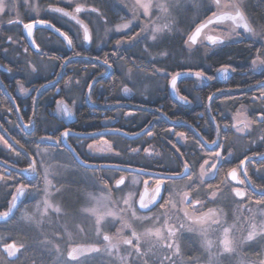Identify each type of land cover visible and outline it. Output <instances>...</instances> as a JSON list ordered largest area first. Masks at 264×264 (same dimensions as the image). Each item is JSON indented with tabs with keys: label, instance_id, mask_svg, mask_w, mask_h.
<instances>
[{
	"label": "flooded vegetation",
	"instance_id": "flooded-vegetation-1",
	"mask_svg": "<svg viewBox=\"0 0 264 264\" xmlns=\"http://www.w3.org/2000/svg\"><path fill=\"white\" fill-rule=\"evenodd\" d=\"M5 3L11 5V7H15L19 11L18 14L15 13V16H11L9 18L5 17L8 19L3 18L4 20L0 21V135H2L6 140L7 138L3 134L2 129H4L9 134L6 128L9 126L8 122H12L15 120V118H17L20 123L12 124L15 129H18L26 134H32L34 131H36V127L39 126V122L42 126V136L53 137V139H48L51 142L49 145L36 146L32 153L25 147L23 148L25 151H23L11 143H9L7 146L0 145V177H3V179H0V189L2 188L3 183L7 181L8 177L9 179L13 178V173H17L15 170L9 167L16 169L27 168L29 162L31 161L30 156L36 162H39L36 175L27 177L24 174L18 173L23 175L25 179H20L16 187L9 192L0 190V213H4L8 211L13 197L16 194L17 187L22 184L28 186V191L24 195L18 208L14 211L13 215L8 220L0 221V235L4 233H8L10 235L8 239L0 242V264H20L22 260V264H56L58 261L56 252H54L53 249V242H47V244L40 243L38 245L36 244V241L33 240V237H31V240L22 239L24 236L23 233L26 235V237H28L30 231L23 230V227L21 228L20 225H15L9 229V227L12 225V220L16 219L20 210L30 204V199L28 198L29 193L34 188L36 191H41L46 184L43 177V162L54 165L53 180L54 182L56 180V186L58 190H56V192L53 194V200L56 203L58 202L65 212H69L67 208L79 209L84 204L83 202L87 187L83 178V172L91 173L93 177L98 182H100V184L104 185L113 199H118L120 192L128 187V184H130V178L134 177L139 178V184L137 186V198L143 188H147L152 193L157 182L161 180H163L169 188V191L164 192L165 200L160 202V204H164L166 208H161L158 204L153 209H151V211L143 212L138 210L136 204L135 206L138 212L142 215L150 216L163 211L167 219L173 218V221H176V225H168L178 229L176 237H168L167 227L164 225L163 229L161 230L162 235L165 237L164 239L158 240L155 236H145L143 240L140 239L139 241H136V239L132 237L133 230H122L120 227L117 228V226H112L109 231H107V233H102L99 236L91 233L90 236L83 237L78 242H73L70 244L67 248L68 250L65 252L67 261L71 260L68 258V252L74 245L85 244L101 249L98 252L86 253L78 257L76 260L71 261V264H123L125 261L127 264H132L133 260L136 261V264H144V261H147L148 264H160V261L163 260L164 257L173 255V252L169 251L165 247L166 244L172 243L173 241L179 244L180 247L179 255L174 256V264H192L210 261L208 255L209 251L208 249L205 251L204 243L197 234V230L195 231L192 228H188V226L184 223L189 221L182 214V204L177 200L174 201L173 199L171 205L165 204V201L168 200L171 194L177 193L174 192V190L178 191L177 194H182L185 191L192 192L194 199H199L204 202V207L198 210H193L190 206L185 205L187 209L189 208L188 210H190L195 216L209 211L211 205H219L221 208L220 210L225 212V215L226 212H229V209H232L235 212L238 211L237 207H239V212L243 216L241 223L243 224L244 229L248 227L250 221L253 222L255 215L250 220L252 208H255L256 206L264 207V205L257 203V201L264 200V197L257 195L248 186V183L244 179V176L240 170L241 163H239V165L234 168L239 171V177L242 180H245L246 183L243 185L235 184L234 187H239L248 194L243 200L240 198H233L231 193L228 192H218L217 194H219L220 199L210 198L211 192L215 191V189H211L210 191L208 190L206 192H197L198 183L200 182L202 185L206 182H209L212 180L209 179L210 172L216 171V169H210L209 171L204 169L206 174L203 178V181L201 182V165H205V161H208L206 164L207 167L209 166L211 168L213 163H216L218 166L221 161L218 158L215 160L214 154L216 151H221V149H211L210 147L212 146V142L215 141L216 138L211 140L204 138V136L198 130H196L195 126L193 125L192 128L195 130L196 135L200 140V144L192 143V145L188 146L189 149L192 148L191 153L193 158L197 160L199 157V154L197 153L198 149L203 148L208 152L206 153L207 155L203 156L200 165L197 166L196 169L191 165L192 163H187L190 167L189 176L191 177V180L196 181V183L193 185V188L191 189L186 187V185L190 182L189 176H185L183 179L164 180L163 177L157 175H141L138 174L140 172H130L111 167H100L101 165L130 166L157 174H162L165 172H167V174H172V172L182 173L184 171V164L181 162L182 159H180L177 154H174L175 148L179 150L178 152L183 153L182 148H172L164 146L162 143L156 144L157 141L156 143H151L150 139L153 137V133H151L152 131L150 130V124L146 125L140 130H132L129 128L128 121L137 115V109H134L132 107L133 105L151 107L148 104H144L147 103V98L148 96L150 97V92L146 96L145 92L140 88L142 85V78H154V80L156 79L158 81L161 80L162 83H164V86L156 89V91H152V94H154L153 96L158 95L157 92L163 90L164 88L167 90L168 95H170L173 100L169 102L167 97H154L153 100L159 101L157 104L162 107H152L160 112H153L155 117H164L168 120V116L163 112L162 109H164L163 107L165 106L166 108H170V106L174 104L173 102H178L179 104L186 105L189 106V108L194 109L193 106H195V103L200 101L199 97H189V99L185 93L180 91V80L177 82V89L180 95L185 98L186 102L182 103L177 101L170 93V80L180 70L172 69L170 71L167 70V66L175 65L178 63V61L181 62V55L179 53L176 52L173 59H168V57L164 60L151 59L146 55V47L143 45L144 37L142 36L143 38H137V33H139L137 32L139 30L138 26H135L136 28L132 27L130 31L125 32L124 35L126 38L119 39L117 37L120 34H113L112 27L118 23L120 16L126 13V5L120 4L119 0H38L40 7L43 9V13L40 17L36 18L30 16L27 11H24V3L21 1L9 0ZM77 6H80L82 9H86L87 11H81L77 14L75 12V8ZM55 8L68 10L70 15L66 16L61 12H55L53 11ZM92 9H96V11L93 12L91 11ZM214 11L215 10L213 7L212 11L206 15L205 18L209 17ZM73 16H75L76 19H73ZM246 16L249 18L248 14H246ZM36 19L45 20L63 30L72 40V47H68V45L53 31L45 27H39L35 29L34 37L36 43L40 47V50L38 51L32 48L24 34L23 25ZM9 21H11V23ZM77 21H80L81 23H77ZM249 21L253 24L251 19H249ZM82 23H84L90 31L91 39L88 43L84 39V28L82 27ZM199 23L200 21L197 24ZM191 31L188 34H190ZM52 34L60 38L64 44V47L66 48L62 49L63 52L56 53L58 54L57 57L61 60L60 62H57L56 59L48 55L47 51L42 50L41 44L37 41V36H39L42 38L44 43L53 44L51 41L56 38H52ZM132 37H135V39H130ZM260 37L263 39L252 37L250 34H246L240 29V36L238 38L230 39L222 43L220 46L226 45L233 41L253 40L260 43L261 47V41L264 40V35H261ZM204 38V34H202L197 45L188 47V45L185 44L187 36L185 39H182V36L177 35L173 41V48L176 46L182 47V44H185L187 48L196 52L204 45L213 47L210 46V44L204 42ZM117 40L124 41V43L117 46ZM125 43L127 44L125 45ZM90 51H93L94 55L86 53ZM43 53L45 55H43ZM77 53L78 55H76ZM88 57H90V59H86ZM105 59L108 61L107 65L104 64ZM66 60L68 61L64 67V71L60 79L56 83L44 87L38 94L39 89L42 86L56 80L59 77L63 68V64ZM78 61H84V63L72 64L73 62ZM85 61L95 62L98 64V66L89 65ZM45 63H47V65H44ZM252 69L264 74V70H261L259 67H252ZM108 72L109 74L106 77L99 79L92 85V89H89V85L95 78ZM164 75H166L167 78ZM85 85H87L86 88ZM200 85H202V82L196 81L193 88L197 89ZM248 87L249 86L240 87L238 88V91L247 92V90L241 89ZM125 88L129 89V91L125 92ZM107 89L109 90L107 91ZM225 89L236 90L237 88L230 87ZM88 90L90 102L87 100ZM103 90L105 91L103 92ZM231 92L236 91H230V93ZM262 94H264V89L259 91L255 90L252 92V95L248 96V100H250L252 104H256L262 100L264 101V95ZM35 102L36 111L34 114ZM165 102L168 103L164 104ZM78 105H82V107L86 105L91 109L99 110V114L97 112L90 114L94 115L96 119L97 117H101L102 112L107 110L103 109V107L112 105L116 107L112 108L114 115L113 117H108L104 120L100 119V124L105 125L106 127L88 131H77L70 126L79 114L77 113ZM241 106H246L248 110L247 114L250 121L249 125L247 121L234 120V114ZM65 109H68L71 114L69 115ZM257 110L259 109L257 108ZM23 114L29 115V121H25L23 119ZM208 114L210 116L209 112ZM228 115L231 120L232 129L243 138L254 132V129L258 124L257 117H259L261 113H256V115H253V112L248 105L241 104L235 111H228ZM33 116V129L28 132L26 128L23 127L21 121L23 120L25 124H30ZM79 116H81V114H79ZM197 116H203V114H194V117ZM254 116L256 121L254 120ZM84 117L87 116L83 115V118ZM120 118L126 122V124H123L121 128L107 127V125H112L114 123L117 124L116 122H118ZM211 120L214 123L212 118ZM245 124L248 126L245 127ZM238 127H242L244 130L241 132L237 131ZM65 129L69 131V135L65 137L67 144L64 143L62 137L59 146H55V138L60 137L61 133H63ZM146 129L147 131H144ZM103 130H116L118 132L110 134L107 133L109 135L105 134L90 138L81 136L82 134L94 133ZM149 133H151V135H149ZM177 133H182L183 135L178 136ZM177 133L176 139L183 146V144H186L188 141L187 134L184 131H179ZM121 135H123L122 142L118 141L119 138L110 139L111 137H119ZM76 137H78V139L73 140ZM201 137L205 142H203ZM102 139L108 140L111 143L110 152L103 153L99 149L96 151L89 150V144ZM125 140H127L126 143H124ZM219 143L224 148V142L219 139ZM9 145L11 147H8ZM253 145L255 149H258L259 145L257 142H254ZM168 148L170 149L171 155L168 153L165 154L166 149ZM72 150H74V152ZM258 150L259 152L248 154L246 156H260V153H264V150ZM186 151H184L185 154L187 153ZM77 153L83 161L93 165H98V167H86L85 165L81 164L77 159ZM22 154L27 156L28 163L18 161ZM221 154L223 156V151ZM225 157L226 159L230 158V156ZM242 160H244V158ZM263 161L264 160L262 159L249 160L245 163V170L247 171L248 179H250L248 175L249 168H252V166L255 164L262 163ZM254 167H258V165H255ZM37 175L38 177L36 181L39 180L41 183H43V187L41 189H38L37 185H35L33 182H28L31 178L36 177ZM121 178L124 179V183L117 187V181ZM53 187H55V185ZM80 203L81 206L79 205L78 207V204ZM180 224L185 225L183 230H179L178 226ZM214 225L210 228L214 229L217 226ZM211 229H209L208 232H212ZM135 232L137 233V231ZM103 235H108L111 238V243L116 245V248L113 249L111 253L106 250L108 242L103 240ZM12 236L14 239L11 238ZM122 239H132L133 244L139 246L140 251L145 253V255L137 256L131 246L120 243ZM10 242H14L17 247L24 245V249L18 253V258L14 260L9 259L3 250V246ZM238 249V256H232V258H230L229 255L220 256L219 261L221 264H244V262L248 263L251 261H253L255 264H260L261 261H264V240L257 239L255 241H244L238 246ZM122 257L123 259H121ZM163 264H169V262L164 260Z\"/></svg>",
	"mask_w": 264,
	"mask_h": 264
},
{
	"label": "rangeland",
	"instance_id": "rangeland-1",
	"mask_svg": "<svg viewBox=\"0 0 264 264\" xmlns=\"http://www.w3.org/2000/svg\"><path fill=\"white\" fill-rule=\"evenodd\" d=\"M9 0H4L5 2H8ZM13 1V0H10ZM16 1V0H15ZM24 3V11H27L30 16L33 17H40L43 13V9L40 7L38 0H17ZM73 1V0H68ZM80 1V0H75ZM257 0H244V11L246 14H249L252 12L253 5L256 3ZM120 4L126 5L127 10L126 13L118 19V23L115 24L112 27L113 34H124L125 32H128L132 29V27L136 28L135 26L139 27V30L137 32L140 33L137 38H143V45L146 47V55L149 56L151 59H173L174 52H170L171 49L174 46V39L177 35H185L183 36V39L188 35L186 32L188 28L191 25H196L199 21L203 22L206 18L203 16L206 8L208 7H214V10L216 11L215 6L210 2V0H179L178 4H176L175 7L170 6L168 10V14H164L161 12V10L158 7H155V5L159 3H170V0H144V2L151 3L153 7L150 9L149 17H146L143 14V11L140 10L139 12L135 13L134 18V12H133V4L135 3V0H119ZM223 2H227V0H223ZM6 4V3H5ZM27 4V5H25ZM6 8L4 12H0V21H3L4 19H8L11 16H15V13L18 14V11L15 7H11V5L6 4ZM30 6V7H29ZM129 8V9H128ZM213 9V8H212ZM252 14V13H251ZM249 16V15H248ZM8 17V18H5ZM4 18V19H3ZM143 19V20H141ZM249 19L250 16H249ZM252 20V19H251ZM129 24V28L123 29L122 31H116L117 25L121 24ZM251 23V22H250ZM164 24H170L171 29L165 30L163 33L159 34L157 36V39L154 41L152 39V28L155 26H162ZM144 25H148L147 31L142 32V28ZM254 29L259 30L261 27L256 24H252ZM212 31L208 32L206 34H225L230 31V25L228 23L226 24H219L211 26ZM238 32H240V29H237ZM204 34V37L205 35ZM143 36V37H142ZM239 36H232L230 39H236ZM257 38L263 39L260 36H256ZM136 38V39H137ZM53 45L59 46V42L57 40L51 41ZM201 42V41H200ZM127 43H125L126 45ZM149 47V48H148ZM188 47H190L188 45ZM44 65H47L45 63ZM152 77V75H151ZM140 88L145 92L146 96L150 92V97L148 96L147 102H151L153 98L151 97L153 92L156 91V89L163 87L164 83L162 81L154 80V78H142ZM248 110L246 106H241L239 110L234 114V120L235 121H247L248 125L250 124L249 118H248ZM237 127V126H236ZM242 128L238 127L237 129ZM241 132V131H240ZM0 137H3L0 135ZM5 141L7 144H5ZM10 142L3 137L2 140H0V145L7 146ZM94 146L92 149H89L90 151H96L97 149L101 150L103 153L110 152L111 150V143L108 140L102 139L100 141L92 143ZM216 160V157H214ZM47 160V159H46ZM45 160V161H46ZM69 167V166H68ZM43 169V177L45 170L48 171V177L47 179L51 181V184H45L43 189L41 191H36L34 188L28 195V198L30 199V204H28L27 207H24L20 210L18 213L15 222L9 227L11 229L12 227L19 226L23 230L30 231L27 240H31V237H33V240L36 241V244L45 243L47 242L54 243V252H56L58 261L56 264H65L67 261L65 252L68 250V246L72 244L73 242H78L83 237H88L90 234H96V218L98 215L103 216L107 212L115 213L114 216H106L105 220L101 224V233H107L109 229L112 226L120 227L122 230H133L137 231V234L141 236V239L143 240L145 236L142 234L145 233L148 230H152L153 232L159 228L163 229L165 225V220L168 221V224L176 225V221H173V218L167 219L165 213L160 212L156 214H152L150 216L142 215L138 212L135 206V202L137 199V186L139 182L138 177L130 178V184H128V187L123 189L118 199H113L109 191L104 187L103 184H100L91 173L83 172V178L85 180V185L87 187L85 191V199L84 204L75 212V213H69L65 212L62 207L59 205V203L55 202L53 200V194L58 190L56 186V180L54 182L53 175H54V165L53 164H47L46 162H43L42 164ZM204 169L210 170L211 168L206 165H204ZM55 185V187H53ZM235 185V184H234ZM234 187V186H233ZM47 190V194L46 191ZM177 192L178 191H175ZM216 193L220 192L218 190H215ZM176 194L173 197L174 201H179V194ZM131 197V206L126 205L124 203L125 199H128ZM212 198V196L210 197ZM219 198V194H217L216 198ZM220 199V198H219ZM47 201L48 204L51 205V207L45 212V204L44 202ZM180 202V201H179ZM182 207L181 209L183 211L189 212L191 215H194L191 213L190 210L187 209L185 204L181 203ZM59 209V212L55 211V209ZM166 208V207H165ZM95 209V213H93V210ZM221 208L218 206H212L210 207V210H214L217 213V217L220 222V226L214 225V224H206L203 227L206 229L205 233L201 232V226L200 225H193L191 221L184 222L185 225L188 226V228H192L195 231L197 230V234L200 236L201 240L204 243L205 251L208 249V255L210 261L205 262H198V263H192V264H221L219 261L220 256L223 255H229L230 258L232 256H238L239 249L238 246L241 245L244 241V238L247 236L250 224L248 227L244 229L243 224L241 223L242 214L239 212V207H237L238 211H233L232 209H229V212H222L220 210ZM206 211L205 213H207ZM135 213V215H133ZM32 216V220L25 219V216ZM203 214H199L198 216H201ZM251 217L250 220L255 215V219H253L252 223L260 224L264 222V207L262 206H256L255 208H252V213H250ZM195 216V215H194ZM140 217H156L159 219H153V220H142L138 219ZM258 220H257V219ZM187 219V218H186ZM257 220V221H256ZM255 221V222H254ZM125 224L130 225V227H124ZM216 226L214 229L210 228L212 226ZM135 226V227H134ZM19 227V228H20ZM138 227V228H137ZM223 228H230V234H229V240L231 241V252H225L223 250V246L220 243L224 239L223 235ZM211 229L212 232H208V230ZM244 232V235H243ZM123 234V233H122ZM8 233H4L0 235V242L5 241V239L9 238ZM205 240L211 241V247H207L205 245ZM1 260V259H0ZM239 261V260H237ZM1 262V261H0ZM23 263V260L20 264ZM5 264V263H2ZM19 264V263H18ZM123 264H127V262H123ZM181 264V263H180ZM183 264V263H182ZM191 264V263H186ZM241 264V263H240ZM244 264H255L253 261L245 263ZM257 264V263H256Z\"/></svg>",
	"mask_w": 264,
	"mask_h": 264
},
{
	"label": "trees",
	"instance_id": "trees-1",
	"mask_svg": "<svg viewBox=\"0 0 264 264\" xmlns=\"http://www.w3.org/2000/svg\"><path fill=\"white\" fill-rule=\"evenodd\" d=\"M213 8V7H212ZM211 7H207L206 11L204 13V17L208 15L212 11ZM252 13V14H251ZM248 15L254 21L256 25H259L260 27H264V0H257L256 3L253 5L252 12ZM195 25H191L188 30L186 31L189 33ZM182 35V39H183ZM52 38H56L59 42V46H55L53 44L44 43L42 38L37 36V41L41 44L42 50L47 51L48 55L53 57L57 60V62H60L61 60L57 57L58 54L63 52L62 49L65 48L64 44L58 38L56 35L52 34ZM119 39L126 38L124 34L118 35ZM260 48V43L253 41V40H243V41H233L226 45H222L220 47H209L208 45H204L201 47L198 51L194 52V50H191L185 46V44H182V47H174L171 49L170 52H174V54L177 52L181 55L180 59L181 62L178 61L175 62L177 64L175 65H169L167 66V70H176L179 69L180 71L183 70H189V71H203L205 73L206 79H199V78H192V77H186L180 80L179 82V88L180 91L186 94V96L189 98L199 97L200 101L195 103V106H193L194 109L189 108V106L179 104L178 102H173L172 106L170 108L163 107V112L168 116V120L159 117H155L154 113L151 111L143 110V109H137V115H135L134 118L129 120V128L132 130H140L143 129L146 125H151L150 130L153 133V137L150 139L151 143L157 141L156 144H163L164 146L168 147H179L182 148V152H178L177 148H175L174 154H177L182 162V164L186 163H192L191 165L197 168V166L200 165V162L203 158V156L207 155L208 152L206 149H198L197 153L199 154V157L197 160H195L192 156L191 149H189L188 146L192 145V143L200 144V140L198 136L196 135L195 130H193L192 125L195 126V129L198 130L204 138L211 140L216 138V128L214 126L213 121L211 120L208 112H207V100L210 97L211 94L218 90H223L225 88H240V87H251L257 84L258 81L264 80V74L257 72L252 69V59L255 58L256 50ZM66 49V48H65ZM180 51V52H179ZM90 55H94L93 51L86 52ZM43 55H45L43 53ZM89 65L92 66H98L97 63L91 62V61H85ZM74 63H84V61H78L73 62ZM222 65H231V74L227 77L225 80H220L217 78L216 72L218 68H220ZM162 66V65H160ZM234 69V70H233ZM168 75V74H166ZM164 75L166 78L167 76ZM207 77H211V79H208ZM202 82V85L198 86L197 89H194L193 86L195 82ZM87 85H85V88ZM248 87V88H249ZM245 89V88H244ZM262 88H256L247 90V92H240L238 90H235L236 92H223L218 95H216L210 104L211 111L215 117V121L217 122V125L219 127V139L224 142V149L226 151H223V156H227V152H231L233 155L230 156L229 159H225L229 162L226 163H220L218 165V173L215 176V178H212L209 182H206L205 184L198 183V191L197 192H206L210 191L209 185H211V189L219 190L220 192H228L231 193V187L235 186L231 182V187L227 186V182L225 181L226 174L234 167H237L241 160L248 154L259 152L258 149L264 150V140H262V137H264V123H261L259 120L257 121V125L254 129V132L246 137H241L238 135L231 127V120L228 115V111H235L241 104L248 105L253 112V115H256V113H261L264 111V101H259L256 104H252L250 100H248V96L252 95V92L255 90H263ZM106 90V89H105ZM103 90V92L105 91ZM109 89H107L108 91ZM227 90V89H226ZM229 90V89H228ZM106 91V92H107ZM238 91V92H237ZM111 93V92H110ZM158 95L151 96L153 99L157 96L160 97H167V100L170 102L172 100L171 96L168 95L167 90L163 88V90L157 92ZM243 96V97H242ZM103 97V94H102ZM242 97V98H240ZM189 98V99H190ZM110 100V99H108ZM173 101V100H172ZM191 101V100H190ZM159 101L152 100L151 102H147L144 104H148L151 107L159 106ZM168 103V102H167ZM166 102L164 104H167ZM191 103V102H190ZM193 105V104H192ZM162 108V107H160ZM257 108L259 110H257ZM105 109V108H103ZM100 113L99 110H94L86 105L82 107V105H78L77 108V117L74 119L73 123L71 124V128L77 130V131H88V130H95L100 129L102 127H106L105 125L100 124V119H105L108 117H113V110L112 108L105 110L102 112L101 117L95 118L94 115H90L91 113ZM199 115L203 114V116H197L194 117V114ZM83 115L87 116L83 118ZM193 115V116H192ZM255 118V116H254ZM23 119L25 121H29V115L23 114ZM178 121L182 122V124H178L173 126L170 124V121ZM256 121V118L254 119ZM9 126L6 127L7 131L11 135L12 139L17 143L18 145L25 147L27 150H29L31 153L33 152L34 148L36 146H45L51 144V142L48 139H41L42 126L41 123L38 122L39 126L36 127V131H34L32 134H26L18 129H15L12 124H19V120L15 118L12 122H8ZM117 124L107 125V127H119L121 128L123 124H126V122L120 118ZM97 127H96V126ZM227 126V127H225ZM96 127V128H95ZM12 128V129H11ZM174 130V131H172ZM179 131H184L187 134L188 141L186 144H182L176 139V133ZM110 134V133H109ZM107 134V135H109ZM76 135V134H75ZM83 137V136H82ZM123 135L119 137H111L110 139L119 138L118 141L122 142ZM90 138V137H89ZM78 139V137L74 138L73 140ZM89 141V140H86ZM127 140H125L124 143H126ZM257 142L259 145L258 149L254 148L253 143ZM256 147V148H257ZM187 150V151H186ZM184 151L187 153L185 154ZM170 153V149H166L165 154ZM205 153V154H204ZM18 161L28 163V158L26 155L22 154L21 157H19ZM188 163V164H189ZM255 165H258V167H254ZM252 166V168H249V178L252 181L253 184H255L258 188L261 186H264V180H261L258 178V175H264V161L262 163H258ZM37 177L31 178L28 182H33L35 185H37L38 189H41L43 187V183H41L39 180H37ZM25 179L23 175H20L18 173H13V178L9 177L7 178V181H5L2 185L1 191L9 192L12 189L16 187L19 180ZM27 182V183H28ZM37 183V184H36ZM251 192V191H250ZM233 196V195H232ZM1 204V200H0ZM81 206V203L78 204ZM69 212H75L78 210V208H67ZM15 222V219L12 220L11 224ZM23 240H27L26 235L23 233ZM14 239V237H11Z\"/></svg>",
	"mask_w": 264,
	"mask_h": 264
},
{
	"label": "snow or ice",
	"instance_id": "snow-or-ice-1",
	"mask_svg": "<svg viewBox=\"0 0 264 264\" xmlns=\"http://www.w3.org/2000/svg\"><path fill=\"white\" fill-rule=\"evenodd\" d=\"M178 2H179V0H170V3H168V4L159 3V4L155 5V7H158L162 13L168 14L169 7L170 6L175 7L176 4H178ZM210 2L215 6L216 11L212 12L211 16H209L205 22H202L200 25H197L195 27L194 31L187 35V39L185 40L186 45H189L190 47L197 45L202 34H206V33L211 32L213 30L211 26L219 25V24H223V23H228L230 25V31L228 33H225V34H206L205 39L209 42L210 46L219 47L222 43L230 40V38L232 36H240V32H238L237 29H243L244 33L250 34L252 37L264 35V27H261L259 30H257V29H254L252 26V23L249 22V18L246 16L245 11H244V0H227V2H223V0H210ZM6 7L7 6L4 3V0H0V12H4ZM132 7H133V12H134V18H135V13L139 12L140 10L143 11V14L146 17H149L150 9L153 7V5L151 3L144 2V0H135V3L133 4ZM53 11L63 12L64 15H66V16L69 15V13L64 12V10L60 9V8H55V9H53ZM81 11H87V10L82 9L80 6H77L75 8V12L77 14L80 13ZM91 11L95 12L96 9H92ZM72 18L76 19L75 16H73ZM9 22L11 23V21H9ZM77 23H81V22L77 21ZM253 23H254V21H253ZM24 27L28 30L29 35H31V30H32L33 25L32 24H26V25H24ZM82 27L84 28V39L89 40L90 35H89L87 27L84 25H82ZM127 28H129L128 23L117 25L116 31H122L123 29H127ZM147 29H148V25H144L142 28V32L147 31ZM170 29H171L170 24H164L162 26L153 27L152 28V32H153L152 39L155 41L159 34L163 33L165 30H170ZM55 31L59 32V29H55ZM61 35L64 36L65 34L61 33ZM139 35H140V33H137V36H139ZM65 39L67 40V45L69 47H72V45H73L72 40L67 38L66 36H65ZM130 39H135V37H132ZM122 43H124V41H121V40L116 41L117 46H119ZM76 55H78V53ZM262 57H264V40L261 41V47L256 50L255 58L252 59L251 63H252L253 68L259 67V68H261V70H264V58H262ZM104 64L105 65L108 64L107 59L104 60ZM230 67H231V65H222L221 70L224 72H227ZM179 75H185V74L184 73H178L177 76H179ZM187 75H192V73H187ZM194 75L199 78V77H204L205 73L203 71H198V72H195ZM207 78L211 79V77H207ZM171 86L173 89H175L176 77L172 78ZM257 86L258 87H264V80L258 81ZM92 87L93 86L90 84L89 89L91 90ZM124 91L128 92L129 89L125 88ZM262 95H264V94H262ZM180 99L185 100L184 97H180ZM209 99H211V97ZM65 111L68 112L69 115L71 114L68 109H65ZM257 119L261 123H264V111L261 112V115L259 117H257ZM247 126L248 125L245 124V127H247ZM225 127H227V126H225ZM217 130L219 131V129H217ZM243 130H244L243 128L237 129V131H243ZM68 135H69V131L67 129H65V131L63 133H61L60 137L55 138V140H56L55 146H59V143L61 142L62 137H66ZM149 135H151V133H149ZM177 135L182 136L183 134L177 133ZM2 139H3V137H0V140H2ZM41 139L42 140L43 139H53V137H41ZM262 140H264V137H262ZM17 143H19V142L17 141ZM5 144H7L6 141H5ZM8 147H11V146L9 145ZM93 147L94 146L92 144L88 145L89 149H92ZM212 147L221 149V151L215 152L214 155L216 158H218L222 163L229 162L221 154L222 151H226V149H224L220 143H218L217 141H213ZM145 151H147V150H145ZM177 151H179V150L177 149ZM232 155L233 154L231 152H227V156H232ZM259 155H260V158L262 160H264V153H260ZM76 156H77V158H79L78 153L76 154ZM248 159L249 158L247 156L244 157V160H248ZM244 160H242L240 163L243 164ZM82 163H84L86 167H92L91 165H88L86 161H82ZM207 163H208V161H205V165ZM38 167H39V162L32 160L29 162L28 168L22 169L20 171L24 172V171L31 170L32 173H37ZM183 167H184L183 173H179V172H172V174H167V172L162 173V175L164 176V180L183 179L185 176H189V173H190L189 165L185 162ZM211 169H216V171L210 172L209 179L215 178V176L217 175V173L219 171L216 163H213L211 165ZM138 174H141V175H157V173H147V172H141ZM205 174L206 173L204 171V165H201V172H200V181L201 182L203 181ZM243 174L245 176H247V171L245 170ZM47 177H48V171L45 170L44 180H45L46 184L50 185L51 181H49L47 179ZM258 178L261 180H264V175H258ZM0 179H3V177H0ZM189 180H190V182L186 185V187L191 189V188H193V185L196 183V181L191 180L190 176H189ZM225 181L227 182V186L231 187V181H237V170L236 169L230 170L226 174ZM123 183H124V179L121 178L119 181H117V187H119V185H121ZM238 183L243 185L246 183V181L245 180H239ZM247 183L253 192H255L260 197H264V186H261L258 188L255 184L251 183L250 179L247 181ZM209 189L211 190V185H209ZM27 191H28L27 185H23V184L19 185L17 187V191H16V194L14 195L13 199H19L21 196H24ZM45 191L47 194V190H45ZM166 191H169V188L164 183L163 180L157 182L156 187L153 189L151 194H148L147 188H146L144 193L139 194V209L151 211L150 206H156L158 204L160 205L161 208L165 207L164 204H160V201L165 200L163 192H166ZM231 191H232L233 198H240L241 200H243L248 195L245 191H242L241 188H239V187H231ZM146 195H148L147 199H146ZM175 195L176 194H171L169 196L168 200L165 201V204L171 205L172 199ZM211 196L213 199H215L217 196V193L215 191H212ZM179 201H180V203H183L187 206H190L193 210H198V209H201L204 207V202L199 200V199H194L192 192L185 191L182 194H179ZM131 202H132L131 197L124 200V203L126 205H129V206H131ZM257 203L264 205V200L257 201ZM44 204H45V212H47V210L51 207V205L48 204L47 201H45ZM11 207H15V205H12ZM11 207L9 208V212L11 211ZM55 211L59 212V209L57 208V209H55ZM91 211H93V213H95V209H93ZM182 214L184 217L187 218V220L191 221L193 225H200L202 233L206 232V229L203 227L206 224H217L218 226H220V222H219V219L217 217V213L214 210H209L207 213H204L201 216L191 215L187 211H183ZM2 215L8 216V212L3 213ZM114 215H115V213L107 212L103 216H100V215L97 216V218H96V232H97L98 236L102 234L100 226H101L102 222L105 220V217L106 216H114ZM133 215H135V213H133ZM25 219L32 220L33 217L26 215ZM138 219L153 220V219H159V218H156V217H140ZM249 223H250V227H249L247 236L244 238V241H255L257 239L264 240V222L257 224V223H252L250 221ZM165 226L167 227V236L168 237H176L177 236L178 229L176 227L168 225L167 220H165ZM124 227H130V225L125 224ZM178 227H179V230H183L185 228V225L180 224ZM189 230H191V229H189ZM229 234H230V228H223L224 239L222 241H220V243L222 244L223 250L225 252H231L233 250L231 247V241L229 240ZM142 235L146 236V237L147 236H155L158 240L165 238L162 235L161 229H159V228H157L154 232L152 230H148L145 233H143ZM132 237H134L136 239V241H139L141 239V236L137 235V233L135 231L132 232ZM103 240L108 242V246H107L106 250L111 253L112 250L116 248V245L111 243V238L108 235H103ZM244 241H241V242H244ZM120 243H122L124 245L131 246L134 249L137 256L145 255V253H142L140 251L139 246L133 244L132 239H122L120 241ZM211 244H212L211 241L205 240V245L207 247H211ZM165 247L169 251H172L173 255L164 257L163 260L160 261V264H163L164 260H167L169 262V264H174V256H177L180 253L179 244H177V243H175V241H173L172 243L166 244ZM23 249H24V245H20L19 247H17V245L15 243L5 244L3 246V250L6 252L7 256L13 257V258H18V253H20ZM100 250L101 249H99V248H91L90 247V248L80 249L79 251L81 253H83V252H98ZM76 251H77L76 249H73L72 251H70L68 253V256L71 258V260L66 261L65 264H71V261L77 259V256L74 255V253ZM130 255H131V253H130ZM121 259H123V257ZM132 264H136V261L133 260ZM144 264H148V262L144 261ZM260 264H264V261H261Z\"/></svg>",
	"mask_w": 264,
	"mask_h": 264
},
{
	"label": "water",
	"instance_id": "water-1",
	"mask_svg": "<svg viewBox=\"0 0 264 264\" xmlns=\"http://www.w3.org/2000/svg\"><path fill=\"white\" fill-rule=\"evenodd\" d=\"M63 10H64V12L69 13L68 10H65V9H63ZM61 13H63V12H61ZM63 14H64V13H63ZM69 15H70V13H69ZM69 15H68V16H69ZM210 16H211V15H210ZM207 18H208V17H207ZM207 18H206L203 22H205V21L207 20ZM249 22H250V21H249ZM201 23H202V22H200V23L197 24V25H200ZM26 24H32V25H33L32 30H31V35H29L28 30L24 27V25H26ZM82 24L85 26L84 23H82ZM24 25H23L24 34H25V36H26V38H27V40H28L30 46H31L32 48L38 50V51L40 50V47H39L38 44L36 43V40H35V37H34V33H35V29H37V28H39V27H45V28H47V29L53 31L54 33H56V34H57V35H58V36H59V37H60V38H61V39L67 44V40L65 39V36H66L67 38H69L68 35H67L63 30H61L60 28H58L57 26H55V25L52 24V23H49V22H47V21H45V20H42V19H36V20L31 21V22L25 23ZM197 25H196V26H197ZM53 26H54V27H53ZM196 26H195V27H196ZM195 27L193 28V30L191 31V33L194 31ZM55 29H59V32H56ZM87 29H88V27H87ZM241 30H243V29H241ZM88 32H89V35H90V31H89V29H88ZM61 33L65 34V35L62 36ZM69 39H70V38H69ZM90 39H91V35H90ZM90 39H89V40H86V42L88 43V42L90 41ZM204 42H206L207 44H209V42H208L205 38H204ZM68 47H69V46H68ZM72 58H73V57H72ZM72 58H70V59H72ZM86 59H90V57H88V58H86ZM67 61H68V60H66V61L64 62V64H63V68H62V71H61V74L59 75V77H58L56 80H54V81H52V82H49V83L45 84L44 86H42V87L39 89L38 94L40 93V91H41L44 87L49 86V85H51V84H54V83H56V82L60 79V77H61V75H62V73H63V71H64V67H65ZM195 72H198V71L183 70V71H179V72H177V73L173 76V77H176V86H175V89H173L172 86H171V80H172L173 77L171 78L170 83H169V89H170V93H171V95H172V97H173L174 99H176L177 101L182 102V103L186 102V100H181V99H180V97H183V96L180 95V93L178 92V89H177V82H178L179 80L183 79V78H186V77L198 78V77H196V76L194 75ZM231 72H232V71H231L230 68L228 69L227 72H224V71L221 70V68H219V69L217 70V72H216V75H217V78H218V79H220V80H225L228 76H230ZM178 73H184L185 75H179V76H177ZM187 73H192V75H187ZM108 74H109V72H108V73H105V74H102V75H100V76H98L97 78H95V79L93 80V82L91 83V85H93V84H94L95 82H97L99 79L106 77ZM199 79H206V76H204V77H199ZM256 88H258V86H257V85H254V86H252V87L245 88V89H241V90H249V89L251 90V89H256ZM236 90H239V89H236ZM227 91H235V90H226V89L218 90V91H216V92H214L213 94L210 95L211 99H209V98H210V97H209L208 100H207V108H208V112L210 113L211 118L214 120V125H215L216 131H217V135H216V139H215V141H217L218 143H219V131H218L217 129H219V128H218L217 122L215 121L214 116H213V114H212V112H211L210 104H211L212 99H213L216 95H218V94H220V93H223V92H227ZM36 100H37V99H36ZM87 100L90 102V99H89V90H88V93H87ZM114 107H116V106H114V105H112V106H105V107H103V108H105V109H110V108H114ZM132 107H133L134 109H143V110H147V111H152V112L160 113L158 110H156V109H154V108H152V107L140 106V105H133ZM35 111H36V102H35V106H34V114H35ZM21 122H22L23 127H25L26 130H27L28 132H30V131L33 129L34 116L32 117V120H31V123H30V124H25V122H24L23 120H22ZM171 124H173V125H178V124H182V122L171 121ZM28 128H29V129H28ZM144 131H147V129L144 130ZM2 132H3V134L5 135V137L7 138V140H8L12 145H14V146L18 147L19 149L25 151V150L23 149V147H21L20 145H18V144L14 141V139H12V137H11V136H10V135H9L4 129H2ZM115 132H118V131H116V130H103V131L94 132V133L82 134L81 136H83V137H97V136L105 135V134H107V133H115ZM90 134H91V135H90ZM138 134H139V133H138ZM136 135H137V134H136ZM201 139L203 140V142H205L204 139H203L202 137H201ZM63 141H64L65 144H67V143H66V138H65V137H63ZM210 148H211V149H214V147H212V146H211ZM72 151H73V150H72ZM73 152H74V151H73ZM248 158H249L248 160H244V163L240 165V170H241L242 174H243L244 171H245V163H246L247 161H249V160H259V159H261L260 156H251V157H248ZM77 159H78V161H79L81 164L85 165L84 163H82L83 160H82L80 157L77 158ZM30 160L32 161V160H34V159L30 156ZM87 164H88V165H91L92 167H98V165H93V164H90V163H87ZM4 165H6V164H4ZM8 167H9V166H8ZM100 167H102V168H105V167L118 168V169H123V170H126V171H130V172H140V173H141V172H147V173H150L149 171H146V170H143V169H140V168L130 167V166H121V165H101ZM9 168L15 170L17 173L24 174V175H26L27 177H32V176L36 175V173H32L31 170L21 172L20 170H22V169H16V168H12V167H9ZM27 168H28V167H27ZM234 169H236V168H234ZM231 170H232V169H231ZM236 170H237V169H236ZM183 172H184V171H183ZM183 172H182V173H183ZM157 176H160V177H163V178H164V176H163L162 174H157ZM243 176H244V179H245L246 181L249 180V179H248V176H245L244 174H243ZM239 180H242V179L239 177V171L237 170V181H232V182H233L234 184H239V183H238ZM118 181H119V180H118ZM145 189H146V188H143V189L141 190L140 193H144V192H145ZM241 190L244 191L243 189H241ZM147 192H148V194H151V192H150L148 189H147ZM163 195H164V192H163ZM23 197H24V196H21L19 199H13V200H12V203H11L10 207H11L12 205H15V207H11V211H10V212H9V209H8V211H6V212H8V216H3V215H2L3 213H0V221L8 220V219L13 215L14 211L18 208V206H19L20 202L22 201ZM147 198H148V195H146V199H147ZM160 202H161V201H160ZM136 206H137L138 210H140V211H143V212L148 211V210H141V209H139V196H138L137 201H136ZM10 207H9V208H10ZM154 207H155V206H150L151 209H153ZM4 213H5V212H4ZM13 243H14V242H10V243H8V244H13ZM90 247H91V248H97V247L90 246V245L77 244V245H74L70 251H72L73 249H76L77 251L74 253V255H76L77 258H78V257H80V256H82V255H84V254H86V253H89V252H83V253H81V252L79 251L80 249H85V248H90ZM70 251H69V252H70ZM4 252H5V251H4ZM69 252H68V253H69ZM5 253H6V252H5ZM8 258L11 259V260L16 259V258H13V257H8ZM68 258H70V257L68 256ZM70 259H71V258H70Z\"/></svg>",
	"mask_w": 264,
	"mask_h": 264
}]
</instances>
